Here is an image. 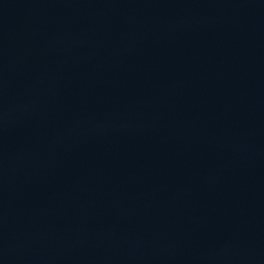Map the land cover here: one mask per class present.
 Returning <instances> with one entry per match:
<instances>
[{
	"label": "water",
	"instance_id": "1",
	"mask_svg": "<svg viewBox=\"0 0 264 264\" xmlns=\"http://www.w3.org/2000/svg\"><path fill=\"white\" fill-rule=\"evenodd\" d=\"M0 264H264V0H0Z\"/></svg>",
	"mask_w": 264,
	"mask_h": 264
}]
</instances>
